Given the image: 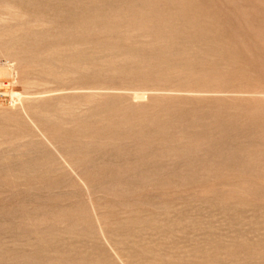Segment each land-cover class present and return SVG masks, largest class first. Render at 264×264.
<instances>
[{"label":"rangeland","instance_id":"obj_1","mask_svg":"<svg viewBox=\"0 0 264 264\" xmlns=\"http://www.w3.org/2000/svg\"><path fill=\"white\" fill-rule=\"evenodd\" d=\"M0 264H264V0H0Z\"/></svg>","mask_w":264,"mask_h":264},{"label":"bare ground","instance_id":"obj_2","mask_svg":"<svg viewBox=\"0 0 264 264\" xmlns=\"http://www.w3.org/2000/svg\"><path fill=\"white\" fill-rule=\"evenodd\" d=\"M137 98L139 99V97L137 96Z\"/></svg>","mask_w":264,"mask_h":264}]
</instances>
